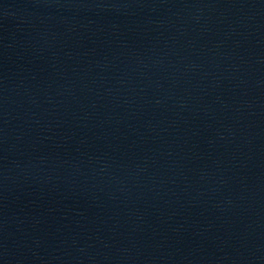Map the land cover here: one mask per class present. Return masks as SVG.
I'll use <instances>...</instances> for the list:
<instances>
[{
	"label": "water",
	"instance_id": "water-1",
	"mask_svg": "<svg viewBox=\"0 0 264 264\" xmlns=\"http://www.w3.org/2000/svg\"><path fill=\"white\" fill-rule=\"evenodd\" d=\"M0 264H264V0H0Z\"/></svg>",
	"mask_w": 264,
	"mask_h": 264
}]
</instances>
